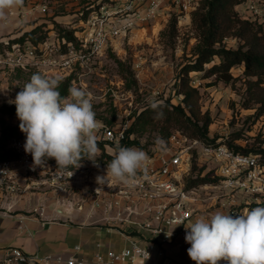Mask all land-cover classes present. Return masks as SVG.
I'll return each mask as SVG.
<instances>
[{
  "label": "built area",
  "instance_id": "built-area-1",
  "mask_svg": "<svg viewBox=\"0 0 264 264\" xmlns=\"http://www.w3.org/2000/svg\"><path fill=\"white\" fill-rule=\"evenodd\" d=\"M201 1L100 0L99 8L87 16L81 34L74 31L76 43L66 42L65 38L60 41L55 33L38 45L16 42L26 31L0 38V70L38 71L59 81L76 75L78 65L86 74L90 73L93 65L105 58L109 44L134 31L138 24L155 20L162 11H167L166 7H176L190 17ZM262 1L247 0L238 12L243 18L260 21L264 12ZM49 12V6L42 0H23L22 5L7 11L2 23L23 28L45 18ZM98 121L97 142L112 145L124 140L125 129ZM262 134L264 137V131ZM25 141L26 136L13 139L9 149L16 158L0 163V198L27 191L25 185L36 182L37 177L48 178L53 185L75 178L73 170H56L48 161L46 166L34 165L31 154L24 150ZM198 149L213 163L212 178L216 182L188 190L182 179L188 173L191 155ZM145 168L146 175L139 173L140 180L132 187L110 178L108 193L96 191L105 201L102 211L98 214L92 207L88 213L96 219L97 226L121 234L126 242L122 248L98 245L88 257L81 245H76L68 256L28 254L12 247L3 252L0 264H195L187 254L191 245L185 241V227L190 222L217 211L233 216L243 214L245 211L234 207V195L239 192L253 199L247 203V210L264 207V166L257 156L235 153L226 146H206L174 132L163 150L148 157ZM38 208L31 213L44 219V206ZM181 220L184 225H179Z\"/></svg>",
  "mask_w": 264,
  "mask_h": 264
},
{
  "label": "rangeland",
  "instance_id": "rangeland-1",
  "mask_svg": "<svg viewBox=\"0 0 264 264\" xmlns=\"http://www.w3.org/2000/svg\"><path fill=\"white\" fill-rule=\"evenodd\" d=\"M42 1L50 9L45 18L25 24L23 28L15 24L6 26V32H0V38L30 31L38 25H44L48 35L55 33L61 36L63 33L60 30L77 31L80 35L87 16L92 10L99 8L100 0ZM164 10L167 11H162L155 20L144 25L138 24L134 31L109 44L105 58L94 64L83 79L86 87L77 86L86 88L91 93L93 111L98 120L109 127L125 129V133L134 127L130 140L137 141L138 145L132 147L142 149L148 157L165 148L168 143L167 133L171 135L176 128L149 118L147 123L138 124V117L153 104L160 105L167 101L173 105L182 103L183 98L176 94L175 84L180 69L193 59L198 44L193 16L185 17L176 7H166ZM175 17L178 18L176 22ZM225 45L236 49L238 42L227 39ZM37 73L41 74L38 71L0 70V87H3L4 97L0 99L1 109L15 106L9 101L14 100L16 94L30 82L31 76ZM233 74L236 78L242 77L241 70H235ZM202 76V73L192 74L191 85L200 91L202 112L211 114L212 138L230 141L240 134L245 140L242 141L245 146L263 135L264 119L254 124L253 117L251 118L254 111L240 109L241 98L245 92L242 82L238 81L232 87L215 83L213 78L203 80ZM62 83L63 81H59L58 88ZM70 87L73 86L70 84ZM19 124L17 115H0V126L16 128L19 137L26 136L20 131ZM158 139L164 141L163 147L157 145ZM118 145L120 146L104 144L103 148L98 146L99 154L94 162L85 156L80 167L66 168L75 172L74 179L53 185L48 178L37 177L36 182L30 181L31 183L25 185L28 190L24 192L38 199L39 203H51L53 208L74 209L77 213L89 216V210L94 207V211L99 214L105 201H102L103 196H97L96 191H100L102 195L108 193L110 177L106 176L107 163L113 158V152ZM48 162L56 170H64L57 168L55 160ZM213 167V163L199 149L195 150L191 155L188 173L183 176V185L190 186L194 181L203 178L213 179ZM234 200V207L241 211L247 210V203L253 201L251 197L240 192L234 195ZM223 202L228 203V200L224 199ZM72 213L71 211V215Z\"/></svg>",
  "mask_w": 264,
  "mask_h": 264
},
{
  "label": "clouds",
  "instance_id": "clouds-1",
  "mask_svg": "<svg viewBox=\"0 0 264 264\" xmlns=\"http://www.w3.org/2000/svg\"><path fill=\"white\" fill-rule=\"evenodd\" d=\"M22 4L23 0H0V20ZM58 86V79L33 74L9 103L15 104L20 131L26 135L24 150L31 154L34 165L46 166L54 159L59 169L78 168L85 156L94 162L99 154L96 133L100 122L86 88L71 87L69 95L62 97ZM156 143L164 145L162 139ZM147 160L142 149L118 145L107 163L106 176L135 186L139 173L146 175ZM185 228V241L191 245L187 254L195 264H264V207L237 216L217 211L196 218Z\"/></svg>",
  "mask_w": 264,
  "mask_h": 264
},
{
  "label": "trees",
  "instance_id": "trees-1",
  "mask_svg": "<svg viewBox=\"0 0 264 264\" xmlns=\"http://www.w3.org/2000/svg\"><path fill=\"white\" fill-rule=\"evenodd\" d=\"M247 0H202L199 8L192 14L193 25L198 33V44L192 60H189L180 69L175 84L176 94L180 95L182 103L173 105L170 101L148 107L138 117L139 123H147V119L164 123L176 128L191 140H197L206 146H226L235 153L257 156L264 166V137H256L250 145L243 146L242 135H235L230 141L223 138H212L210 126L212 117L209 112L203 113L200 105L201 94L199 89L193 87L192 74L202 73V79H214L215 83L232 85L238 81L242 82L245 92L242 95L240 109L254 111V124L264 119V23L258 19L243 18L237 11V7L243 5ZM88 11V10H87ZM175 17L174 21H177ZM174 22V23H175ZM44 25L35 26L27 31L17 41H30L34 45L45 42L49 35ZM42 29L44 31H42ZM61 38L66 42H77L74 32H64ZM227 39L238 42L236 49L225 45ZM235 70H241L242 77L236 78ZM70 81L67 80L57 89L62 97L69 95ZM16 115V107L0 108V115ZM158 113L162 115L158 116ZM148 119V120H149ZM134 128V127H132ZM125 133V138L120 146L132 147L138 145L135 140H130L133 129ZM168 134V141L170 135ZM19 138L18 129L1 126L0 137V163L14 160L16 157L9 149L13 139ZM167 141V142H168ZM105 143H97L104 147ZM54 159H49L52 162ZM216 180L203 178L194 181L187 186L188 190L199 188Z\"/></svg>",
  "mask_w": 264,
  "mask_h": 264
},
{
  "label": "crops",
  "instance_id": "crops-1",
  "mask_svg": "<svg viewBox=\"0 0 264 264\" xmlns=\"http://www.w3.org/2000/svg\"><path fill=\"white\" fill-rule=\"evenodd\" d=\"M240 8L241 6L237 11ZM260 21L264 23V12ZM1 31L6 32L2 20ZM85 77L86 71L78 65L77 74L67 80H71L73 87H86L83 81ZM0 99H4L3 87H0ZM41 205L44 206V219L31 213L40 210L38 207ZM59 208H53L51 203H39L38 199L30 197L27 192L1 197L0 260L3 258V252L12 247L20 248L28 254L68 256L76 245H81L84 254L89 257L98 245L115 249L125 246V239L119 232L97 226L96 219L77 213L74 209H66L69 212L61 211V214ZM6 211L13 212L8 214Z\"/></svg>",
  "mask_w": 264,
  "mask_h": 264
},
{
  "label": "bare ground",
  "instance_id": "bare-ground-1",
  "mask_svg": "<svg viewBox=\"0 0 264 264\" xmlns=\"http://www.w3.org/2000/svg\"><path fill=\"white\" fill-rule=\"evenodd\" d=\"M61 211H64V212H65L66 209L61 207V208H59V212H60L61 214H63L64 212L62 213ZM70 215H71V214H70Z\"/></svg>",
  "mask_w": 264,
  "mask_h": 264
}]
</instances>
